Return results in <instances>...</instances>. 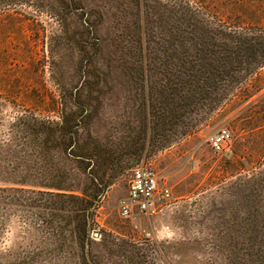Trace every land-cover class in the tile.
Masks as SVG:
<instances>
[{"label": "rangeland", "instance_id": "rangeland-1", "mask_svg": "<svg viewBox=\"0 0 264 264\" xmlns=\"http://www.w3.org/2000/svg\"><path fill=\"white\" fill-rule=\"evenodd\" d=\"M189 2L215 14L264 17V0H0V147L18 145L23 157L29 143L40 144L27 138L29 129L36 137L43 117L61 120L55 109L67 102L63 122L73 126L74 140L68 155L53 152L51 161H65L73 189L105 188L94 215L96 240H106L103 264H230L221 244L238 239L235 212L243 202L232 185L233 162L264 160V133L253 130L256 107L248 102L187 106L178 95L177 106L168 105L173 23ZM221 128L232 139L216 153L207 137ZM142 163L157 171L158 191L171 196H159L157 215L135 208L126 219L120 201ZM38 198L34 206H11L8 245L22 224L45 225L50 206L61 208L59 216L76 207L67 197ZM67 258L61 251L39 264H76Z\"/></svg>", "mask_w": 264, "mask_h": 264}, {"label": "trees", "instance_id": "trees-1", "mask_svg": "<svg viewBox=\"0 0 264 264\" xmlns=\"http://www.w3.org/2000/svg\"><path fill=\"white\" fill-rule=\"evenodd\" d=\"M173 30L174 50L168 55V105L177 106L178 95L187 106L199 101L214 105L223 101L248 102L256 107L253 130L264 133V17L249 20L240 15L215 14L210 8L189 2L178 23H173ZM176 33L184 40L177 41ZM151 63L148 55L143 56V77H149ZM257 95L259 100H251ZM68 106L63 102L55 109L61 120L43 117L36 137L29 129L27 138H38L40 144L29 143L23 157L18 158V145L0 147V264H39L42 256L61 251L68 257L66 262L103 264L100 257L102 249L107 250L106 240H96L94 215L105 188L93 193L73 189L77 187L65 183V161H51L53 152L59 159L68 155L74 140L73 126L66 127L63 122ZM172 112H176L174 107ZM33 149L36 152L32 153ZM84 159L83 156L81 160ZM233 164L236 169L232 185L243 202L235 212L238 239L222 243V252L229 256L230 264H264V160L240 156ZM46 193L72 199L75 209L67 216H59L61 208L50 206L45 225L22 224L16 241L8 245L11 206H34L42 203L38 195ZM100 234L119 239L106 231Z\"/></svg>", "mask_w": 264, "mask_h": 264}, {"label": "built area", "instance_id": "built-area-1", "mask_svg": "<svg viewBox=\"0 0 264 264\" xmlns=\"http://www.w3.org/2000/svg\"><path fill=\"white\" fill-rule=\"evenodd\" d=\"M231 139V132L225 128L207 137L208 143L216 153L226 151ZM160 195L164 200H168L171 196L168 189L158 191L157 171L144 163L137 165L133 170L128 197L120 201L121 216L126 219L132 218L135 208L150 217L157 215L160 210L158 204Z\"/></svg>", "mask_w": 264, "mask_h": 264}]
</instances>
